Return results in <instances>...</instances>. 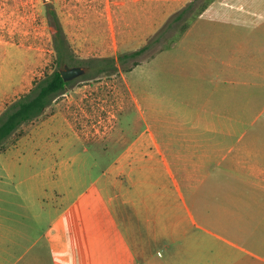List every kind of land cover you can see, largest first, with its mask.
Here are the masks:
<instances>
[{"label": "rangeland", "instance_id": "1", "mask_svg": "<svg viewBox=\"0 0 264 264\" xmlns=\"http://www.w3.org/2000/svg\"><path fill=\"white\" fill-rule=\"evenodd\" d=\"M207 2L0 0V112L57 68L48 9L56 11L77 58L115 60L112 71L99 73L84 64L88 72L0 150V216L3 227L7 225L2 231L7 243L16 201L18 208V230L11 235L17 246L0 243V264H13L15 253L28 254L43 233L20 193L17 198L13 191L7 154L50 117L66 119L91 151L95 164L82 172L83 185L139 132L150 128L168 149L182 179L200 186L202 175L213 169L220 155L232 157L234 143L250 141L251 126L264 128V0L252 5L211 0L205 10L216 2L212 16L202 18ZM190 3L188 12L175 20ZM143 46L140 55L125 56ZM38 170L33 166L31 171ZM39 185L28 180L26 190L37 194ZM191 201L200 202L199 196ZM31 251L47 254L45 247ZM27 260L19 264H34Z\"/></svg>", "mask_w": 264, "mask_h": 264}, {"label": "crops", "instance_id": "2", "mask_svg": "<svg viewBox=\"0 0 264 264\" xmlns=\"http://www.w3.org/2000/svg\"><path fill=\"white\" fill-rule=\"evenodd\" d=\"M248 131L250 141L234 143L232 157L220 155L200 186L182 179L150 128L83 185L82 172L95 164L91 151L66 119L50 117L8 150L13 191L43 231L28 251L47 253H15L13 264H264V128ZM28 180L39 181L37 194L26 190ZM1 181L2 174L0 191ZM15 206L9 243L0 216L5 246H17Z\"/></svg>", "mask_w": 264, "mask_h": 264}, {"label": "trees", "instance_id": "3", "mask_svg": "<svg viewBox=\"0 0 264 264\" xmlns=\"http://www.w3.org/2000/svg\"><path fill=\"white\" fill-rule=\"evenodd\" d=\"M211 2L206 3L202 11ZM192 3L178 12L174 19L180 20L192 7ZM192 15L190 18L193 21L202 12ZM49 23L55 28L53 34V46L56 51L57 68L51 73H47L42 78L34 82L33 87L23 95L11 101L0 112V150L4 149L7 142L23 127L34 119L44 115L51 104L57 100L61 95L65 94L69 85L73 81H65L61 74V69L65 65L69 66H84L89 65L93 72L99 73L104 71H112L115 65L114 59L108 58H94L93 60H83L77 58L71 48L67 39L66 33L59 20V17L54 9H48ZM146 46L141 49L126 54V57H133L140 55ZM125 57L121 56V63L124 62ZM111 67V69H110Z\"/></svg>", "mask_w": 264, "mask_h": 264}, {"label": "water", "instance_id": "4", "mask_svg": "<svg viewBox=\"0 0 264 264\" xmlns=\"http://www.w3.org/2000/svg\"><path fill=\"white\" fill-rule=\"evenodd\" d=\"M85 66H69L65 65L61 69L62 77L65 81H71L77 77H80L86 73Z\"/></svg>", "mask_w": 264, "mask_h": 264}, {"label": "flooded vegetation", "instance_id": "5", "mask_svg": "<svg viewBox=\"0 0 264 264\" xmlns=\"http://www.w3.org/2000/svg\"><path fill=\"white\" fill-rule=\"evenodd\" d=\"M86 70H87V71H86V73H87V72H88L87 67H86ZM86 73H85V74H86ZM85 74H84V75H85ZM82 76H83V75H82ZM80 77H81V76H80ZM78 78H79V77H77V78H75V79H73V80H71V81H74V80H76V79H78Z\"/></svg>", "mask_w": 264, "mask_h": 264}]
</instances>
